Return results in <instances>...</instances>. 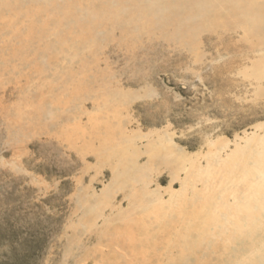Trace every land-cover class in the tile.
<instances>
[{
    "label": "rangeland",
    "instance_id": "rangeland-1",
    "mask_svg": "<svg viewBox=\"0 0 264 264\" xmlns=\"http://www.w3.org/2000/svg\"><path fill=\"white\" fill-rule=\"evenodd\" d=\"M134 10L126 3L120 20ZM9 17L1 22L13 28L0 34V264H264V219L248 251L232 225L208 237L197 226L188 235L197 247L175 246L194 195L244 188L222 165L264 137L263 37L234 18L187 39L172 26L113 24L93 31L83 74L70 57L14 62L17 34L34 19ZM212 210L201 216L222 211ZM142 221L158 244L150 253L135 248Z\"/></svg>",
    "mask_w": 264,
    "mask_h": 264
},
{
    "label": "bare ground",
    "instance_id": "bare-ground-1",
    "mask_svg": "<svg viewBox=\"0 0 264 264\" xmlns=\"http://www.w3.org/2000/svg\"><path fill=\"white\" fill-rule=\"evenodd\" d=\"M113 2L116 3V6L112 4ZM23 3V0H0V34L13 28L11 24L6 25L4 24L6 22H1L5 14L11 15L13 19L21 17H26L28 20L34 19L31 20L32 24L28 26L25 34L18 32L17 35L19 37L23 35L24 41L12 56V60L24 63L27 55H36L35 57L38 58L37 63L44 66L39 62V60L43 61V58L47 59V65H52L59 56L70 57L82 64L80 71L83 74L86 71L83 51L95 49L96 41L92 37L93 31L106 26L111 27L110 25L113 26V24L122 27L140 22L139 31L166 29L172 26L174 27V38L187 39L192 38L202 28H212L219 25L221 20L234 18L250 35L264 38V0H66L63 6H57L56 0H49L47 8L45 7L46 2L45 5H43V2L38 4L39 2L37 3L35 0L27 2V5ZM126 3L131 4L135 10L134 12L131 11L132 13L127 19L121 21L119 17L121 16L122 7ZM160 10L164 11L163 14L159 13ZM45 16L47 20L44 19ZM11 18L9 17V19ZM197 18H200L199 23L195 22ZM18 21L16 22L20 23ZM37 34L41 46L38 50L31 45V37ZM7 70L5 68V71ZM73 77V74L69 75L71 81ZM251 141L254 140L247 142V147L237 148L233 155L222 165L230 174L240 173L243 189H247L248 193H245L247 191H243V189L236 191L235 189H229V191H223L217 197L213 192L204 198H200L199 194L194 195L189 207L183 208V216L189 221V224L186 223L188 226L178 233V241L175 242V246L178 247V250L180 249L181 253L188 250L192 251L191 249L198 246L194 243L195 241L190 242L191 237L188 236L196 231L197 226L200 228L201 235H205V237L207 235L208 237V235L214 234L215 230L212 232L211 229L219 228L220 230L221 227L232 225L237 231L233 234L234 238L237 235L242 236L241 239L244 237L243 235L246 236L244 242L241 240L242 245L239 250H251L253 246L250 245V242H252L251 236L255 233L257 223L264 219V137L260 139V148L258 147L257 151L250 150ZM230 194L234 195L235 198L233 205L225 202ZM213 206L220 207L221 214L214 211L210 215L209 212V216L205 215L203 218L201 213H206V211L202 212V210L213 211ZM239 214H242V217H238ZM145 217L147 218V216ZM174 219L171 218V222H175ZM151 221L149 220V222ZM171 222L169 221L168 224H171ZM201 222L202 224H200ZM144 223L142 221V224H137L135 227L137 232L135 237L138 241L135 248L140 249V252L150 253L151 250L154 251L158 244L154 243L153 237L150 235L151 232L150 234L147 232L148 228ZM155 232L157 231L155 230ZM137 236H139V239ZM152 236L156 237V235ZM159 236L161 237V235ZM130 239L132 240V238Z\"/></svg>",
    "mask_w": 264,
    "mask_h": 264
}]
</instances>
